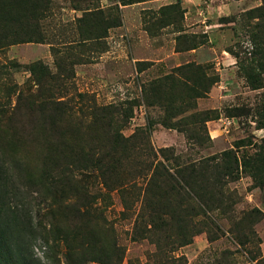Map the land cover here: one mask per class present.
<instances>
[{"label":"rangeland","instance_id":"rangeland-1","mask_svg":"<svg viewBox=\"0 0 264 264\" xmlns=\"http://www.w3.org/2000/svg\"><path fill=\"white\" fill-rule=\"evenodd\" d=\"M21 4L6 8L5 18L0 15L2 29L10 31L11 26L17 27L16 36L9 38L15 44L0 48V252L8 253L11 263L67 264L66 245L60 235L73 229L63 211L49 215L48 198L44 200L43 195H38L34 182H30L34 181L38 165L37 149L43 150L38 139L50 134L43 123L45 117H39L30 103L37 89L29 72L31 64L42 63L51 73L57 72L58 64H73V90L69 95L87 94L101 106L126 103L124 107L128 106L132 115L116 121L124 137L148 127V120L156 122L163 115L158 106L144 104L141 85L187 63L206 66V75L216 77L217 81L204 98L195 101L196 108L185 115L204 111L216 115L205 123L206 134L199 133L209 141L190 150L182 133L155 124L149 128L152 145L156 149L172 148L183 157H207L229 150L242 156L254 150L236 149L238 141L247 139L258 145L264 138V129H256L254 122L256 106L264 97V73L263 87L252 90L242 70L251 60L252 34L258 33V27L264 28V0H25ZM39 5L43 9L32 17ZM23 13L29 18L19 19L24 27L21 29L12 21ZM88 13H99L94 23L98 39L86 42L81 51L70 46L72 49L66 52L68 43L78 40L77 27ZM34 17L36 20H32ZM87 27L81 24L82 29ZM37 32L41 42H22L35 40ZM180 36L197 47L176 52ZM51 48L59 54L52 55ZM143 63L149 65H140L138 72L137 64ZM38 128L42 137L36 132ZM239 172L240 178L229 185L238 197L234 214L240 216L254 208L264 214V188H254L241 168ZM27 177L30 178L25 181ZM92 185L90 191L95 192L99 187ZM100 205L114 231L104 237L123 250L120 264H155V245L147 238H132L139 207L122 213L116 191L109 192L105 202H97L96 206ZM216 220L226 232L228 220ZM90 225L95 224L90 223L87 229ZM81 228L77 230L80 235L85 234L86 242L95 246L86 253L87 257H94L100 247L93 242L103 233L98 226L86 229L87 232ZM253 229L260 240L258 251L264 264V217ZM68 239L70 247L81 244L79 238ZM245 249L255 251L251 245ZM224 250L233 252L237 264H257L249 262L244 249L227 233L213 243H208L204 234L196 235L171 256L182 257V264H218L217 258Z\"/></svg>","mask_w":264,"mask_h":264},{"label":"trees","instance_id":"trees-1","mask_svg":"<svg viewBox=\"0 0 264 264\" xmlns=\"http://www.w3.org/2000/svg\"><path fill=\"white\" fill-rule=\"evenodd\" d=\"M24 1L0 0V15L5 18L6 8H13L16 4L21 6ZM37 8L32 12V17L39 15L43 6ZM98 15L88 13L80 20L77 27L78 40L68 43L66 52L72 49L70 46H76V50L81 51L86 42L98 39L94 35V23ZM36 17L32 20H36ZM25 18L29 17L23 13L20 18L10 20L22 29L24 27L18 21ZM7 20H3V25ZM81 24H87L88 27L82 29ZM258 28V33H253L251 37L253 49L250 63L242 69L252 90L263 87L264 28ZM15 29L17 27L11 26L8 31L0 27V48L15 44L9 40L16 36ZM37 35L35 40L26 39L22 42L39 43L42 38L38 32ZM181 44L184 46L180 47ZM196 45L180 36L175 51L193 50ZM50 51L54 56L60 52L54 48ZM140 65L145 68L149 64H137L138 72L141 71ZM206 70V66L187 63L141 85L144 104L158 106L163 115L156 122L150 123L148 120V127L124 137L116 127V121L132 115L131 109L124 107L126 103L101 106L87 94L72 92L69 95L73 90V64L67 67L58 64L56 73H51L39 62L29 66L37 86L30 103L39 117H45L46 122L43 123L50 130L47 137L38 139L39 148L43 147V150L37 149L38 165L34 171V181L30 182H34L40 193L38 195H43L44 200L48 198L49 215L63 211V215L69 216L64 217L70 221L69 227L73 229L60 235L66 245L67 264L122 262L123 250L104 237L114 231L104 216L103 206H96L97 202L108 200L109 192L113 191L118 194L122 213L139 207L132 238H147L155 245V264H180L182 257L174 258L172 253L196 235L204 234L207 242L213 243L226 233L244 249L250 263L261 264L263 258L258 251L260 240L253 226L264 214L254 208L240 216L235 215L234 206L238 197L229 189V185L240 178L241 168L242 173L251 179L254 188H264V138L258 145L246 139L238 141L234 146L236 149L252 148L254 152L251 154L239 156L229 150L218 155L196 158L183 157L172 148L156 149L150 140L149 128L159 124L182 133L190 150L209 141L208 137L204 139L200 134H206L205 123L214 120L216 115L212 111L185 115L196 108L195 101L204 98L217 81L216 77L206 75ZM262 98V103L255 109L254 122L258 130L264 129ZM44 124L40 126L41 129H36L39 136ZM92 184L99 187L95 192L90 191ZM221 218L229 222L226 232L217 223L216 219ZM90 223L95 225L89 228L98 226L103 233L93 242L100 247L94 257H87L86 253H90L95 246L86 242L85 234L80 235L77 231L82 230L81 227L86 231ZM68 238H79L80 246L70 247ZM247 245H251L255 251L245 249ZM233 255V252L224 250L217 258V263L237 264ZM0 264H13L8 253L0 252Z\"/></svg>","mask_w":264,"mask_h":264}]
</instances>
